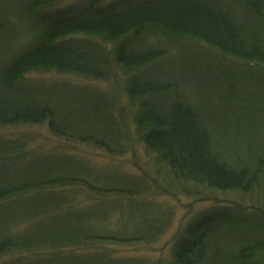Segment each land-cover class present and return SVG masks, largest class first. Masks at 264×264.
<instances>
[{"label": "trees", "instance_id": "obj_1", "mask_svg": "<svg viewBox=\"0 0 264 264\" xmlns=\"http://www.w3.org/2000/svg\"><path fill=\"white\" fill-rule=\"evenodd\" d=\"M63 2L0 0V39L19 46L0 59V261L264 264V0ZM19 127L111 158L140 146L152 169L31 149ZM77 188L98 200L71 206ZM162 196L209 206L163 260L108 252L158 242L175 215Z\"/></svg>", "mask_w": 264, "mask_h": 264}, {"label": "rangeland", "instance_id": "obj_2", "mask_svg": "<svg viewBox=\"0 0 264 264\" xmlns=\"http://www.w3.org/2000/svg\"><path fill=\"white\" fill-rule=\"evenodd\" d=\"M64 2L54 8V10H64L66 7L75 3L79 0H63ZM102 1L104 4V0ZM110 0H105V3H109ZM7 37L0 39V59L4 57L5 53L7 55H12L16 49L19 48L17 38L15 41L12 39L9 41ZM32 78L44 80L45 82H54V83H75L76 78L69 75H49V74H34ZM92 88H104V84L93 83L90 85ZM89 86V87H90ZM13 132L21 134L25 137L28 136L32 138L33 142L29 143L28 146L31 149H42L46 152H61L64 154H74L80 158L87 160L91 166L94 168H105V167H117L126 172L127 174L134 177H141L142 175L147 174L152 169L151 160L147 158L143 149L140 146H135L133 149H130L122 157H113L107 156L104 152L98 151L91 147L78 146V145H69L57 138H53L48 134L45 128L43 127H33V128H14ZM147 176V175H146ZM73 195V203L71 206L76 208H86L93 204L94 201L98 200V197L90 191L85 190L84 188H77L74 191L70 192ZM161 199L169 202L174 208V219L170 227L165 231V234L160 237L157 243L153 246H134L128 247L122 244H113L108 245V252L114 253L113 255L119 257H133V258H143L154 260H163L167 257L169 244L171 243L173 236L179 229L181 222L186 221L191 214V211L203 209L208 207V203H195L190 199L179 197L176 200H171L169 198L160 197ZM229 199L235 200L234 194L221 195L220 199ZM229 239L238 238L237 234L230 233L227 235ZM16 256L7 257L1 260V264H5L10 260H13Z\"/></svg>", "mask_w": 264, "mask_h": 264}]
</instances>
